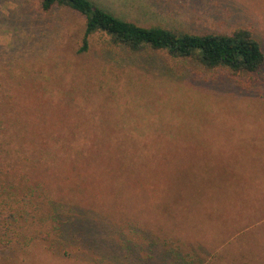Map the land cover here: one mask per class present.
Here are the masks:
<instances>
[{
	"label": "rangeland",
	"instance_id": "1",
	"mask_svg": "<svg viewBox=\"0 0 264 264\" xmlns=\"http://www.w3.org/2000/svg\"><path fill=\"white\" fill-rule=\"evenodd\" d=\"M93 1L264 49V0ZM39 2L0 0V264H264V66L78 53L84 17Z\"/></svg>",
	"mask_w": 264,
	"mask_h": 264
},
{
	"label": "trees",
	"instance_id": "2",
	"mask_svg": "<svg viewBox=\"0 0 264 264\" xmlns=\"http://www.w3.org/2000/svg\"><path fill=\"white\" fill-rule=\"evenodd\" d=\"M39 1L40 9L45 12L60 7L84 17L78 53L86 52L90 47V37L100 34L112 47H124L130 53L145 47L163 50L172 59L192 58L209 70L226 71L232 78L254 74L264 66V49L252 31L245 27H237L228 33L176 32L163 26H143L120 18L93 0ZM60 210V206L53 207V232L61 234Z\"/></svg>",
	"mask_w": 264,
	"mask_h": 264
}]
</instances>
